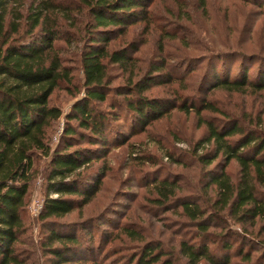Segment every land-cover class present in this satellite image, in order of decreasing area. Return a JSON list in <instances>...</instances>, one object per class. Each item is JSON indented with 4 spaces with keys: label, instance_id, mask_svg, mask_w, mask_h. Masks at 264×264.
I'll return each instance as SVG.
<instances>
[{
    "label": "rangeland",
    "instance_id": "obj_1",
    "mask_svg": "<svg viewBox=\"0 0 264 264\" xmlns=\"http://www.w3.org/2000/svg\"><path fill=\"white\" fill-rule=\"evenodd\" d=\"M19 1L9 5L12 15H7L6 23L15 20L13 13L19 11L23 18L12 37L33 40L40 27L29 32L25 17L33 14L31 8L39 0ZM51 1L69 5L72 10L66 17L68 21L53 14L49 19L57 25L53 49L70 67L71 80L60 83L51 94L50 102L63 113L48 129V143L51 151L63 145V131L69 124L75 126L79 133L74 134L69 150L93 147L91 161L81 171L99 180L90 202L56 219L67 223L63 225L66 228L57 230L71 232L94 248L99 247L94 257L103 264H134L129 259L148 242L160 245L165 253L161 259L167 256L171 264H185L179 251L182 240L196 245L206 243L217 257L227 255L235 264H264L262 221L252 227L244 224L243 228L227 211L216 212L211 207L217 189L209 184L210 176L223 170L236 183L237 162H224L220 153L208 164L199 159L205 153L213 154L212 142H206L208 130L203 120L226 128L236 120L243 127L255 129V117L264 118V89L236 92L210 87L225 77L234 80L245 75L255 83L264 79V0H142L144 5L135 11L144 17L109 34L108 46L126 47L130 64L126 70L117 64L109 66L106 100L91 101L110 116L104 134L106 146L81 139L79 134H88L87 130L78 128L74 119L67 124L65 116L77 101L82 102L85 93L79 54L87 42L85 31H90L86 25L91 22L88 11L75 0ZM133 46L136 51H131ZM147 76L154 82L147 84L141 95L156 99L163 112L152 115L142 125L126 109L125 96L119 91H125L128 79L134 83ZM168 78L171 81L165 82ZM204 78L207 82L202 87ZM196 97L208 100L223 113L202 110L197 115L179 108ZM115 115L117 119L111 118ZM48 168V156L34 159L33 178L22 212L24 232L17 245L25 264H51V255L43 247L48 229L39 218V204L48 193ZM165 179L176 183V189L162 203L155 200L154 185ZM184 200L198 203L205 211L202 219L209 225L204 233L199 232L203 229L198 228L197 221L182 213L180 202ZM122 228L137 232L138 238L130 239ZM64 264L87 263L76 260Z\"/></svg>",
    "mask_w": 264,
    "mask_h": 264
},
{
    "label": "trees",
    "instance_id": "obj_2",
    "mask_svg": "<svg viewBox=\"0 0 264 264\" xmlns=\"http://www.w3.org/2000/svg\"><path fill=\"white\" fill-rule=\"evenodd\" d=\"M86 7L90 23L85 47L80 50L79 64L83 74L84 96L77 101L65 115L66 123L71 119L77 122L78 128L87 130L88 134H79L81 139L90 144L107 145L105 131L110 116L91 104L92 100L105 101V84L108 79V67L117 64L123 70L130 64L128 49L110 48L109 34L115 30L126 28L127 24L142 19L135 11L142 0H75ZM19 0H0V264H25L18 243L24 232L22 212L25 207V195L33 178L34 159L38 156L49 157V168L46 175L47 191L39 218L43 227L48 229L43 247L51 255V264H64L72 261H84L87 264H103L94 257V250L99 249L78 238L71 232H60L58 228H66L56 219L70 213L75 208L92 200L99 186V180L93 175L82 174L91 161L95 149L93 147H75L74 134H78L75 126L69 124L61 135V143L51 151L48 143V129L60 118L62 110L50 102L55 88L62 82H69L70 67L65 65L56 50L53 40L58 36L49 19L53 15H61L67 19L71 14L69 5H61L51 0H39L31 8L25 21L29 23V32L40 27L33 40L24 41L12 37L20 27L22 13L16 10L15 20L6 23L11 14L10 4ZM140 14V15H139ZM52 23V24H51ZM30 34V33H29ZM103 42V45L100 42ZM133 46L131 51H136ZM155 70L156 67H153ZM243 78L231 80L227 77L216 80L210 87L223 88L228 91L244 92L246 88L260 91L264 89V79L256 83ZM166 79L165 82H170ZM123 86V101L142 125L154 115L162 113L156 99L141 95L146 85L153 79H139ZM202 87L207 79L202 81ZM132 85V86H131ZM201 87V88H202ZM130 94H134L131 96ZM195 101L200 103L196 104ZM179 108L185 113L194 111L197 115L202 110L221 112L208 100L196 97L189 105L182 103ZM152 113V114H151ZM225 114V113H224ZM152 117V118H153ZM117 119V116H111ZM255 129L241 126L236 120L230 127H217L210 121H204L208 136L206 142H212L213 154L200 155L204 163L212 162L220 153L224 162L235 160L239 166L236 183H232L228 175L221 170L218 175H211L209 184L217 189V198L211 207L216 212L227 211L237 223L246 228L258 221L264 230V118L255 117ZM251 122V121H250ZM236 135V138L234 137ZM234 138V139H231ZM176 183L161 180L154 185L156 201L166 202L174 195ZM55 195V196H52ZM182 213L190 220L197 221L199 232L204 233L209 223L202 217L205 211L198 203L184 200L180 202ZM216 216V215H214ZM203 222V223H202ZM130 239L138 238V233L127 228L120 229ZM88 243V244H87ZM89 245V246H87ZM91 246V247H90ZM229 245L226 244L225 248ZM179 251L186 259L185 264H235L227 255L217 257L206 243L198 245L185 240L180 241ZM160 245L146 243L142 251L129 259L134 264H171L169 257ZM249 258V254L246 255ZM76 259V260H75Z\"/></svg>",
    "mask_w": 264,
    "mask_h": 264
},
{
    "label": "built area",
    "instance_id": "obj_3",
    "mask_svg": "<svg viewBox=\"0 0 264 264\" xmlns=\"http://www.w3.org/2000/svg\"><path fill=\"white\" fill-rule=\"evenodd\" d=\"M42 204H39V209L41 208Z\"/></svg>",
    "mask_w": 264,
    "mask_h": 264
}]
</instances>
